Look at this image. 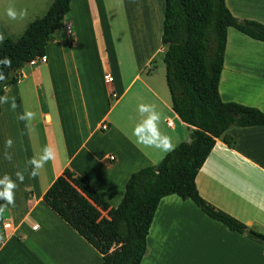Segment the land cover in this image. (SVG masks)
<instances>
[{
  "label": "crops",
  "instance_id": "obj_1",
  "mask_svg": "<svg viewBox=\"0 0 264 264\" xmlns=\"http://www.w3.org/2000/svg\"><path fill=\"white\" fill-rule=\"evenodd\" d=\"M110 1L71 0L63 28L45 47L46 62L27 64L20 80L5 89L9 100L0 103V180L7 175L16 187L12 203L0 199V264L102 263L101 255L43 202V194L68 169L92 186L109 210L116 209L130 175L158 165L170 152L137 142L134 129L143 119L139 105L156 107L159 131L171 137L173 149L188 140L191 127L172 110L165 81L164 0H156L151 32L139 38L126 20L111 24ZM52 2L0 0V35L21 36ZM10 4L26 9L27 16L10 19ZM225 4L234 17L264 25V0ZM218 92L222 102L264 113V42L228 28ZM26 112L33 114L31 120L18 119ZM226 133L234 146L216 139L195 178L197 190L209 204L264 236V126L231 127ZM45 146L53 149V158L33 178L28 161ZM146 244L140 264H264V245L176 195L159 201Z\"/></svg>",
  "mask_w": 264,
  "mask_h": 264
},
{
  "label": "trees",
  "instance_id": "obj_2",
  "mask_svg": "<svg viewBox=\"0 0 264 264\" xmlns=\"http://www.w3.org/2000/svg\"><path fill=\"white\" fill-rule=\"evenodd\" d=\"M71 0H53L46 13L28 24L22 35L0 42L3 67L0 97L17 83L21 70L45 56V47L64 26ZM234 28L264 42V25L234 17L225 0H164L161 43L165 81L171 108L191 127L188 140L168 152L161 162L133 172L114 210L83 178L65 169L43 194V202L102 257L101 264H140L146 237L161 198L176 195L191 200L226 228L264 245V236L215 208L199 194L195 178L219 137L229 148L231 127L264 126V113L254 107L222 102L218 82L223 68L227 30ZM106 212V216L102 215Z\"/></svg>",
  "mask_w": 264,
  "mask_h": 264
},
{
  "label": "clouds",
  "instance_id": "obj_3",
  "mask_svg": "<svg viewBox=\"0 0 264 264\" xmlns=\"http://www.w3.org/2000/svg\"><path fill=\"white\" fill-rule=\"evenodd\" d=\"M7 16L12 20L24 19L27 16L26 9L17 10L14 5H9L6 10ZM3 40V36L0 35V41ZM11 59L9 57H4L0 60V66L11 67ZM5 79V75L0 68V81ZM9 98L7 96L0 97V103H7ZM11 107L13 110L16 109L17 104L15 97L11 98ZM139 112L143 119L136 125L134 129V135L137 138V142L144 144L148 147H155L162 149L164 151H172L173 145L171 142V137L163 135L159 131V121L160 113L156 110V107L151 104H141L139 105ZM33 114L26 112L23 115H19L18 119L20 120H31ZM12 141L8 140L6 142L7 147L12 146ZM54 151L51 147L45 146L41 153L34 155L29 161L28 164L32 166L31 175L35 178L38 175V172L43 168L44 164L53 158ZM5 159L11 160V155L8 152H5ZM17 178L21 181L23 180V174L18 172ZM0 186L3 187V191H0V199L6 200L8 203L13 202V190L16 187V184L11 180V178L5 175L3 180H0Z\"/></svg>",
  "mask_w": 264,
  "mask_h": 264
},
{
  "label": "rangeland",
  "instance_id": "obj_4",
  "mask_svg": "<svg viewBox=\"0 0 264 264\" xmlns=\"http://www.w3.org/2000/svg\"><path fill=\"white\" fill-rule=\"evenodd\" d=\"M130 1H132V5ZM128 4L130 8H128ZM141 8L145 12V15L147 14V19L149 20L150 27H151L152 25H154L156 17H157L156 15H157L158 8H157L156 0H127V2L126 0H111L110 3L107 4L109 21L112 24L116 21L124 22V20H126L128 22V25H130L132 34L137 32V34H140L142 36L143 31L145 29L142 28V18H141V12H140ZM152 11H156V14L154 15ZM132 20H134V22H132ZM134 23L135 25L132 26V24ZM114 28L115 27H113L112 29L113 34H115ZM19 36L20 35H17L15 39L11 37L9 38L16 40L19 38Z\"/></svg>",
  "mask_w": 264,
  "mask_h": 264
},
{
  "label": "bare ground",
  "instance_id": "obj_5",
  "mask_svg": "<svg viewBox=\"0 0 264 264\" xmlns=\"http://www.w3.org/2000/svg\"><path fill=\"white\" fill-rule=\"evenodd\" d=\"M130 3H131V5H132V1H130ZM128 8H130L129 7V4H128ZM141 18H142V26H143V28L145 29L144 31H143V34H142V36H145V34H148V32L150 33L151 31V28H150V22H149V20L147 19V14L145 15V12L142 10V8H141ZM132 14H134V13H132ZM143 15V16H142ZM132 22H134V20H132ZM136 22V21H135ZM133 25H135V23L134 24H132V26ZM134 35V37H136V38H139V37H141V35L140 34H137V32H135V33H133Z\"/></svg>",
  "mask_w": 264,
  "mask_h": 264
},
{
  "label": "built area",
  "instance_id": "obj_6",
  "mask_svg": "<svg viewBox=\"0 0 264 264\" xmlns=\"http://www.w3.org/2000/svg\"><path fill=\"white\" fill-rule=\"evenodd\" d=\"M45 62H46V57L43 56V57H38V58L34 59L30 63L32 64V63H45ZM112 96L115 97L116 95L115 94H112ZM101 130H103V131H106L107 130V125L105 123H102L101 124ZM108 160L112 162V161L115 160V158L113 156H109L108 157ZM36 228H37V226H33V229H36Z\"/></svg>",
  "mask_w": 264,
  "mask_h": 264
}]
</instances>
